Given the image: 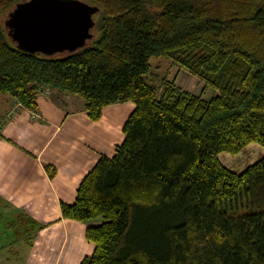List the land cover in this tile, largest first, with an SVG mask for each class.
Listing matches in <instances>:
<instances>
[{"label": "trees", "instance_id": "obj_1", "mask_svg": "<svg viewBox=\"0 0 264 264\" xmlns=\"http://www.w3.org/2000/svg\"><path fill=\"white\" fill-rule=\"evenodd\" d=\"M23 1L0 0V95L36 109L48 85L93 120L135 105L113 156L62 203L94 244L80 264H264V156L242 172L219 157L264 147V0H84L99 7L93 37L55 55L13 40L5 21ZM154 60L215 92L151 78Z\"/></svg>", "mask_w": 264, "mask_h": 264}, {"label": "crops", "instance_id": "obj_2", "mask_svg": "<svg viewBox=\"0 0 264 264\" xmlns=\"http://www.w3.org/2000/svg\"><path fill=\"white\" fill-rule=\"evenodd\" d=\"M37 102L34 109L0 95V219L5 235L8 228L19 229L10 233L9 243H26L24 254L9 264H80L94 244L86 238L85 222L63 216L62 203L75 201L80 183L102 156H113L135 105L110 104L93 120L84 99L70 92L44 89ZM10 111L14 115L6 118ZM221 154L236 172L264 156L233 166Z\"/></svg>", "mask_w": 264, "mask_h": 264}, {"label": "water", "instance_id": "obj_3", "mask_svg": "<svg viewBox=\"0 0 264 264\" xmlns=\"http://www.w3.org/2000/svg\"><path fill=\"white\" fill-rule=\"evenodd\" d=\"M98 11L84 0H26L13 8L5 23L21 49L55 55L87 44Z\"/></svg>", "mask_w": 264, "mask_h": 264}, {"label": "rangeland", "instance_id": "obj_4", "mask_svg": "<svg viewBox=\"0 0 264 264\" xmlns=\"http://www.w3.org/2000/svg\"><path fill=\"white\" fill-rule=\"evenodd\" d=\"M153 63H154V69H153V75L150 74L151 78L157 76V73L159 74L165 73L167 78L170 80H174L178 86L185 88L189 91H192L196 94H202L205 98H208L210 95H212L215 92L211 87L206 85L205 82L200 77L191 74L185 68L175 63H172L171 61L154 60ZM44 89L50 90L53 88H51L48 85H44L42 92L44 91ZM263 152H264V147L261 144L256 142H251L236 153L222 152L221 155L224 156V159L228 160L229 164L235 166L239 164L242 165V162L259 157ZM226 156H229L231 158H228ZM252 162H250L249 165L252 164ZM18 230H19L18 228L15 229L8 228L7 230L8 234L5 235L4 234L5 229L2 226V219H0V231L2 233V236L0 237V249L2 250L0 251V255L2 257V259L0 260V264L1 263L9 264L10 258H13L14 255L15 256L17 255L18 257L24 254L23 248L26 247V243H22V244L9 243L12 235V234L10 235V233L16 232Z\"/></svg>", "mask_w": 264, "mask_h": 264}, {"label": "built area", "instance_id": "obj_5", "mask_svg": "<svg viewBox=\"0 0 264 264\" xmlns=\"http://www.w3.org/2000/svg\"><path fill=\"white\" fill-rule=\"evenodd\" d=\"M19 104H21V103L18 102L17 105H19ZM13 115H14V111H10L9 113H6V114H5V117H6V118H10V117H12Z\"/></svg>", "mask_w": 264, "mask_h": 264}]
</instances>
